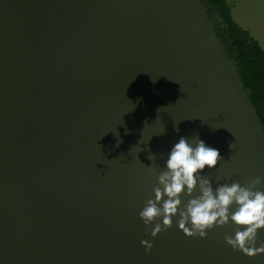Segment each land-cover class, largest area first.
I'll return each instance as SVG.
<instances>
[{"label":"water","instance_id":"obj_1","mask_svg":"<svg viewBox=\"0 0 264 264\" xmlns=\"http://www.w3.org/2000/svg\"><path fill=\"white\" fill-rule=\"evenodd\" d=\"M226 3L264 56L240 19L256 0ZM181 136L223 157L213 188L264 191L263 136L198 0H0V264H264L225 243L231 221L148 234L161 220L138 213Z\"/></svg>","mask_w":264,"mask_h":264},{"label":"clouds","instance_id":"obj_2","mask_svg":"<svg viewBox=\"0 0 264 264\" xmlns=\"http://www.w3.org/2000/svg\"><path fill=\"white\" fill-rule=\"evenodd\" d=\"M155 157L150 153L148 159L154 163ZM221 160L219 151L198 136L192 143L188 137L179 138L168 153L166 170L157 176V185L152 189L154 198L148 199L138 213L146 229L160 218L161 222L148 233L151 237L171 228L177 215L178 228L187 237L206 238V230L231 221L236 226L234 235H226L225 243L248 257L264 254V242L256 246L257 230L264 229V191L257 188L262 178L257 176L243 186L233 182L213 188L209 177L201 173L205 166L213 169ZM181 196L188 197L187 201H182ZM141 245L145 251L153 247L145 240Z\"/></svg>","mask_w":264,"mask_h":264},{"label":"trees","instance_id":"obj_3","mask_svg":"<svg viewBox=\"0 0 264 264\" xmlns=\"http://www.w3.org/2000/svg\"><path fill=\"white\" fill-rule=\"evenodd\" d=\"M209 33L230 61L239 88L264 139V56L257 43L230 18L226 0H198Z\"/></svg>","mask_w":264,"mask_h":264},{"label":"crops","instance_id":"obj_4","mask_svg":"<svg viewBox=\"0 0 264 264\" xmlns=\"http://www.w3.org/2000/svg\"><path fill=\"white\" fill-rule=\"evenodd\" d=\"M240 19L247 22V29L252 35L259 40L264 39V0H256L254 12L249 16H242Z\"/></svg>","mask_w":264,"mask_h":264}]
</instances>
